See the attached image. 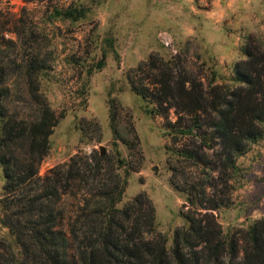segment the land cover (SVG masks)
<instances>
[{
  "label": "rangeland",
  "instance_id": "374dc122",
  "mask_svg": "<svg viewBox=\"0 0 264 264\" xmlns=\"http://www.w3.org/2000/svg\"><path fill=\"white\" fill-rule=\"evenodd\" d=\"M68 6L84 7L86 14L72 19L57 12ZM247 35L264 43V0H0V65L8 68L11 109L32 111L17 99L25 90L22 77L11 66L27 61L34 50L48 65L38 84L58 122L38 174L75 152L95 149L111 156L119 149L125 158L119 170L126 169L128 175L117 204L122 206L144 191L154 204L156 226L167 235L168 246L175 229L186 224L181 210L189 206L183 204L186 193L170 181L174 167L178 180L186 176L213 183L206 189L224 199L213 209L224 235L264 217V138L236 155L228 175H220L226 182H220L217 167L223 155L206 115L202 114L201 128H169L165 118L148 110L150 104L131 89L126 77L150 53L178 54L204 83L214 76L216 83L231 84L234 63L244 57L241 47ZM103 52L102 66L97 68ZM108 97L115 99L116 124L129 146L113 137ZM176 118L170 108L169 119ZM184 118L182 123L191 122ZM180 147L196 156L184 158L176 153ZM3 182L0 165V197ZM4 212L0 201V245L11 257L15 246L2 222Z\"/></svg>",
  "mask_w": 264,
  "mask_h": 264
},
{
  "label": "trees",
  "instance_id": "16d2710c",
  "mask_svg": "<svg viewBox=\"0 0 264 264\" xmlns=\"http://www.w3.org/2000/svg\"><path fill=\"white\" fill-rule=\"evenodd\" d=\"M57 12L72 19L86 14L84 7L71 6ZM241 51L244 57L234 63L231 84L216 83L214 76L204 83L178 54L150 53L126 72L131 89L150 104V112L166 119L169 128H201L205 123L202 114L206 115L223 155L217 167L220 182H226L220 175H228L236 155L250 142L264 138V43L247 35ZM104 56L103 52L97 68ZM44 64L34 50L27 61L11 66L23 79L26 95L17 99L32 108L28 114L11 109L8 68L0 65V165L4 176L0 201L5 209L2 222L15 246L9 257L0 245V264H264V217L224 235L213 213L224 199L207 192L206 186L213 185L209 179L183 176L178 180L177 168L172 169L170 181L186 193L183 204L189 206L181 210L186 224L175 229L168 246L167 235L156 226L154 204L144 191L122 206L117 204L128 175L126 169L119 170L125 162L119 149L111 156L95 149L75 152L38 174L58 122L39 89L38 77L48 67ZM108 104L113 137L129 146L116 124L115 99L108 97ZM170 108L177 114L173 121ZM184 115L191 122L182 123ZM176 153L184 158L196 156L181 147Z\"/></svg>",
  "mask_w": 264,
  "mask_h": 264
},
{
  "label": "water",
  "instance_id": "95a60500",
  "mask_svg": "<svg viewBox=\"0 0 264 264\" xmlns=\"http://www.w3.org/2000/svg\"><path fill=\"white\" fill-rule=\"evenodd\" d=\"M103 152V147H101V149H100V153H102Z\"/></svg>",
  "mask_w": 264,
  "mask_h": 264
}]
</instances>
